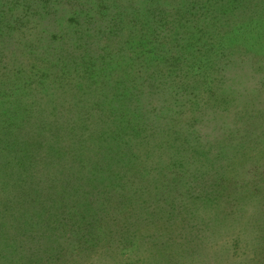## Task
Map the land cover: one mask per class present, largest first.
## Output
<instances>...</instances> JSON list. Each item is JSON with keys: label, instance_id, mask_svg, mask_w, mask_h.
Returning <instances> with one entry per match:
<instances>
[{"label": "trees", "instance_id": "obj_1", "mask_svg": "<svg viewBox=\"0 0 264 264\" xmlns=\"http://www.w3.org/2000/svg\"><path fill=\"white\" fill-rule=\"evenodd\" d=\"M35 3L33 27L0 28V264H78L139 239L158 254L138 264H198L207 234L237 219L247 264H264V166L260 178L245 155L264 142V111H236L213 143L181 122L191 96L211 115L233 112L239 100L209 72L237 40L223 32L230 18L264 15V0ZM255 63L231 66L261 91Z\"/></svg>", "mask_w": 264, "mask_h": 264}, {"label": "rangeland", "instance_id": "obj_2", "mask_svg": "<svg viewBox=\"0 0 264 264\" xmlns=\"http://www.w3.org/2000/svg\"><path fill=\"white\" fill-rule=\"evenodd\" d=\"M84 1L85 0H82L83 3ZM123 4L125 5L126 3L123 2ZM35 5H37V3H35V0H32L27 4L25 3L23 4L22 0H8V1L0 0V28L4 26V30H5L8 28H14L16 26H20V27L23 26L22 29L24 30L29 28L30 26L33 27L32 18L30 19V23H28V27L25 26V22H26L25 17L26 16L29 17L28 15L32 14V11L34 10L38 11V8ZM137 5L139 7L140 1ZM32 7L34 8L31 10L30 8ZM184 7H185L184 5L179 6V8H181L182 10ZM125 8L128 9V6H126ZM8 9H10V11ZM25 13H27V15H24ZM258 15L261 16V13H259ZM258 15L252 17V10L247 15H245L243 9L242 13L237 19L231 17L229 20V24L225 26L223 25L224 26L223 32L230 28L232 33H234V36H231L232 37L231 39L236 38L237 40H235L233 44L226 45L225 42L218 39L220 42H223L224 46L227 47L224 50V52H226L228 56L221 58L219 61L216 62L214 61L213 64L216 63V68L209 72L211 81L215 80L214 84H217L218 87L220 88L226 89L227 92L232 91L231 94H233V96L237 100H239L238 102L235 101L234 105L232 106L233 112L230 113L229 111H227L228 110L227 109L225 113L218 112L215 114L214 112L213 115H211L210 113L214 110H211L209 106L204 108L203 105L205 99L198 96L189 97V99L193 104L192 110H189L188 107L189 105L185 104L187 105V108H186V112L183 114L184 117H182L183 119L181 120V122L183 121V123L185 124L187 123L195 124L196 126L194 129L196 130L197 135L210 140V143H213L214 139H219L221 137V133H225L228 129L231 128V126L234 123V113L236 111L243 110L244 117H246L248 121L250 116L254 115L256 117H259L260 113L264 111V86L261 87V91H259L260 89L259 85L252 84L251 82H247L246 80H244L246 75L245 72L236 70L233 64H232L233 66H231L232 62L236 60L239 61L241 60L247 62L248 66L251 65L253 66V69H255L254 67H256V65H254V63L256 61L258 63L255 64L257 65L262 64L263 66H259L260 70H257L258 72L257 71L252 72L253 78L251 80L258 81L263 78L264 21L262 20L263 24L261 27H259L261 29H258L257 27L254 28L255 24L251 26V28L245 26V31H244L245 35L239 36L238 38L235 37L236 35L235 33L241 29L242 27L241 25L246 23V20H249V17H252V19H254L252 21L254 23L258 18ZM262 17H264V15H262L261 18ZM35 19L37 18L35 17ZM38 26L43 28L44 27L43 22H40ZM10 30H6V32L9 33ZM223 32L220 31V35H222ZM239 32H242V29ZM258 34H260V37L258 36ZM45 39L47 41L43 43L48 46L47 50H50L51 52L53 47L56 45L54 42L55 40L51 38V34L49 36H45L44 40ZM1 40L2 37L0 38V41ZM15 42L10 43V45L13 47V44ZM7 58L11 59L8 56ZM11 63H13V65L16 66L18 65L17 62H15L14 60ZM224 64H227L228 66H226V71L222 73V75H220L219 69L223 67ZM248 73H251V70L248 71ZM214 75H217L216 79H213ZM241 81L244 84L243 86H241L242 85ZM253 85L255 86L252 87ZM251 87L253 90H250ZM246 88L247 89L249 88V90L246 91ZM233 90L235 91L234 93ZM185 94L187 93L181 92V96L179 98L181 97L182 98L180 99L179 105H184V102H186V99L184 97ZM223 115L225 116L223 117ZM248 121H245V123L248 124ZM260 121H262V119L259 120L258 122ZM255 124L256 123L251 121V123H249L250 128H253L252 126H254ZM237 143H238L237 141L233 142V144L235 145ZM238 146L239 145H236V147ZM245 155L247 156L246 158L247 161L250 163V165H252V167L257 166L256 173L257 174L259 173L260 178H262L261 170H263V166H264V142L257 143L254 145H249L245 149ZM233 171L235 172V170ZM262 173H264V170L262 171ZM260 195H262V197L264 198L263 194ZM261 203L264 204V199L261 201ZM248 215H252V214H250V212L247 214L245 213L243 215V217H245L244 219H247ZM236 221H238V219L235 220V222L233 223V227H234L233 229L226 230L224 227H222V228H217L215 231H212L211 233L207 234V237L205 238V244H207V246L205 247V251H203L204 253L198 256V264H244V263L247 264L248 257L253 256L254 251L252 250L251 247H247L243 245L244 235L238 234L243 230L242 229L243 221L245 220L241 221L242 224L241 223L237 224ZM201 226L203 227L204 230L203 232H205V226L203 225ZM169 231L170 234L176 235L174 234L175 230L170 229ZM144 232L145 231H143L142 233ZM148 233L150 234L151 232ZM234 238H237L238 242H235ZM148 240L149 239H142V240L139 239L138 241L139 243L136 248L130 249L129 247H127L128 250H122V252H120L119 250H115V251L107 252L108 254L106 255H101V256L98 255L88 260H86L87 259L86 258L85 261L83 262L81 258H79L77 261L78 264H136V262L138 264V260L140 259V256L141 254H143V252L147 253L148 255L158 254L157 250H155L154 248H152L150 245L147 244ZM165 241L166 238L163 239V242ZM169 241L170 240L167 239V243ZM236 243L238 244L237 246ZM147 249L150 251V253L146 251ZM101 252H104V250H101ZM199 259L202 260L199 262Z\"/></svg>", "mask_w": 264, "mask_h": 264}]
</instances>
